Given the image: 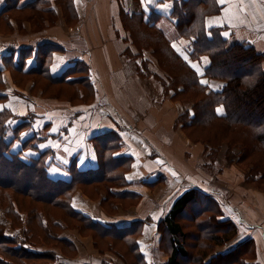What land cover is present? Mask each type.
Wrapping results in <instances>:
<instances>
[{
    "label": "crops",
    "instance_id": "1",
    "mask_svg": "<svg viewBox=\"0 0 264 264\" xmlns=\"http://www.w3.org/2000/svg\"><path fill=\"white\" fill-rule=\"evenodd\" d=\"M10 2L15 14L36 0H0V12ZM212 2L219 11L204 18L205 27L220 28L229 44H251L264 54V0ZM70 4L71 10H67ZM42 5L51 13L42 17V27L32 24L35 15L33 19L9 17L8 27L0 23V111L12 116L6 122L5 136L6 141H12L11 151L27 157L49 152L47 176L70 180L71 165L77 170L96 169L98 165L90 139L117 132L121 143L113 156L130 159L125 173L127 185L120 190L135 194L137 203L117 204L115 212L110 213L99 198H89L80 190L72 195L70 203L103 227L123 228L142 222L129 264H167L169 255L162 247L166 234L159 224L175 200L189 189L199 192L198 202L208 217L214 216L218 223L230 220L237 228L236 234L216 247L207 260L246 240L250 241L251 256L244 263L264 264V195L251 190L248 194L252 196L246 199L242 195L244 176L236 167L227 168L219 158L207 165L205 147L191 143L183 129L171 130L167 119L171 115L174 122L185 110H191V104L175 101L172 93L163 100L151 95L157 82L140 79L135 73L136 57L148 53L142 50L148 45L142 38L135 39L131 29L144 26L137 14L152 6L155 14L167 15L171 0H72L64 8L57 0H42ZM50 15L54 17L51 25ZM172 47L181 52L180 42L172 43ZM40 60L46 61L48 80L57 81L69 70L75 74L62 82L48 83V90L42 87L46 83L25 80L15 71L13 75L20 64L26 72L37 68ZM199 67L193 63L198 74ZM261 68L264 71V61ZM149 69L156 71L151 66ZM83 76V82H76ZM211 85L217 87L218 83ZM167 105L169 115L164 113ZM139 116L144 129L135 122ZM34 139V143L28 141ZM26 141L30 144L25 148ZM231 177L238 183H230ZM60 238L74 248L66 254L54 248L63 263L127 264L114 251L100 252L92 237L81 236L78 230L66 229Z\"/></svg>",
    "mask_w": 264,
    "mask_h": 264
},
{
    "label": "trees",
    "instance_id": "2",
    "mask_svg": "<svg viewBox=\"0 0 264 264\" xmlns=\"http://www.w3.org/2000/svg\"><path fill=\"white\" fill-rule=\"evenodd\" d=\"M57 1L64 8L72 0ZM36 2L22 12H32L29 16L38 14L37 18L33 16L32 24L42 27L45 24L42 17L51 13L44 11L42 0ZM11 7L10 2L9 7L0 12L6 27V21L14 14V7ZM69 8H72L71 4L67 10H71ZM171 8L167 15L155 14L152 6L137 14L144 26L131 27L133 36L142 38L151 51L142 49L147 50L146 57L140 53L136 57V75L143 80L156 81L164 97L170 93L175 100L189 96L193 103L191 110H185L179 116L181 128L209 129L215 139L233 135L231 144L240 148L237 164L250 159L254 164L244 178L248 183L263 182L264 71L261 65L264 54L251 44H229L222 38L220 28L205 27L204 18L219 11L212 0H171ZM53 20L50 15L49 25ZM176 42H180L181 52L172 47ZM193 63L199 64V74L192 68ZM150 66H155L158 72L151 71ZM22 67L21 64L16 67L13 75L15 71V75L25 80L37 76L42 85L46 83L42 87L47 90L50 89L48 83L62 82L75 74L69 70L63 78L57 81L49 78V81L45 60H40L37 68L26 72H22ZM85 78L76 82H83ZM203 79L206 84L201 83ZM214 81L218 83L216 88L211 85ZM218 109L222 111L218 112ZM11 117L7 111H0V209L6 210V222L0 218V264H67L61 262L54 251V248H59L63 254L74 251L70 242L60 238L66 229H76L83 236H91L100 252L107 251L103 250L107 247L129 264L127 256L132 257V250L136 248L134 237L142 222L135 221L123 228L103 227L73 209L70 203L78 190L89 198H99L102 207L108 211L115 212L119 203L125 206L137 203L135 194L120 190L127 185L125 173L129 170L130 159L113 156L121 143L118 133L105 132L90 139L97 152L96 169L77 170L71 165L70 180H52L47 176L45 164L49 152L27 157L11 151L12 141L5 140L6 122ZM17 129L18 126L13 132ZM28 141L34 143L37 139ZM29 142H23V146L28 147ZM208 159L206 164L211 165ZM199 195L195 189L185 191L159 224V229L162 227L166 234L162 247L169 255L167 264H249L244 263L249 259L248 255L251 256L250 241L246 240L207 260L216 247L224 245L236 234L237 228L230 220L218 223L212 215L203 221L206 212L198 202ZM197 206L199 209L189 221L195 222L198 231L190 235L185 231L187 220L184 217ZM125 247L127 250L123 251ZM100 264L109 263L102 261Z\"/></svg>",
    "mask_w": 264,
    "mask_h": 264
},
{
    "label": "rangeland",
    "instance_id": "3",
    "mask_svg": "<svg viewBox=\"0 0 264 264\" xmlns=\"http://www.w3.org/2000/svg\"><path fill=\"white\" fill-rule=\"evenodd\" d=\"M29 14H32V12L26 11V12H22V13H15L12 16L15 18H18V19L19 18L30 19L33 17V15L29 16ZM36 15H38V14H35V16ZM0 23H2L4 25V20L0 19ZM147 50L151 51L150 48H148ZM151 68L157 71V68H155L154 66H151ZM31 79L35 80V82L37 81L38 83H41V85H42V81H40L39 77L33 76V78H31ZM151 95H153V96L159 95L162 97L161 100H163L165 98L163 95H161V90H160L159 84L157 87H153ZM175 101L188 103V104L193 103L189 96H185V97H182L180 99H176ZM160 106H164V105H160ZM169 109H170L169 105H167L164 113L169 115L167 113V111ZM159 110L160 109H156L157 112ZM167 119L170 120L169 124H172L171 130H174V131H177V130L181 131L182 130V128H181L182 125L179 122V120L181 119L180 117H178V119H176L174 122H173L174 119L171 115L167 116ZM143 121H141V118L139 116L137 121H135V122L140 128L144 129L145 126H144ZM204 129L187 128L185 130L183 129L182 133L191 143L205 147V153L203 156L205 159H208V157H209L208 163L210 162L211 164H213V163H215L216 159L219 158V159H221V162L226 163L227 168L231 169L232 167H236L238 169V171H240L241 174L246 178V176L250 172V170L253 169L254 164L250 161L252 159L246 160V162L237 164L240 148L238 145H235V143L231 144V142H233V139H234L233 135L230 138L228 136H224V137L219 136V139H215V137H214L215 135L213 134L212 131H210L209 129L208 130L207 129L204 130ZM231 138H233V139L231 140ZM209 150H210V152H209ZM219 154L221 156H219ZM255 169H257V168L255 167ZM244 177L242 178L243 185L241 183V185L243 186V188H242L243 197H246V199H247L248 196H252V194H248V192L252 193L251 190L257 191L258 193H261L264 195V181L261 183H248ZM240 180H241V178H240ZM229 182L232 184L238 183L232 177L229 179ZM210 195H213V194H210ZM250 202H251V200L249 201V204H250ZM4 204L7 205L6 203H4ZM197 209H199L198 206H197V208H195V207L192 208L190 214H188L186 217H184V219H186L188 221L187 222L184 220L185 226H187L185 228V231L188 232L190 235L195 234L198 231V227L196 226L195 222L189 221L193 218V216L195 214V210H197ZM5 212H6V210L4 208L0 209V218L4 222H6V219L4 217ZM109 212L112 213L113 211H109ZM206 217H207V215L203 214V217H202L203 221L206 219ZM7 231L10 232L9 228L7 229ZM84 236H87V235H84ZM189 243H192V242L189 241ZM44 246L45 245H43V247ZM117 247H119V246H117ZM103 250H111V249H107V247H105ZM125 250H127L126 247L123 249V251H125ZM127 259H129V261H133V257H131V255H128Z\"/></svg>",
    "mask_w": 264,
    "mask_h": 264
},
{
    "label": "snow or ice",
    "instance_id": "4",
    "mask_svg": "<svg viewBox=\"0 0 264 264\" xmlns=\"http://www.w3.org/2000/svg\"><path fill=\"white\" fill-rule=\"evenodd\" d=\"M201 83H205L206 84L207 82L206 81H201ZM217 111L220 112L222 110L221 109H218Z\"/></svg>",
    "mask_w": 264,
    "mask_h": 264
}]
</instances>
